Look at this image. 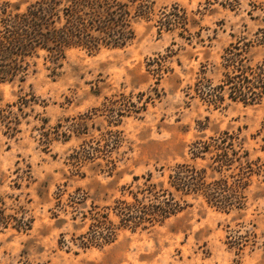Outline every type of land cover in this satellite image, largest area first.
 <instances>
[{
    "label": "rangeland",
    "instance_id": "374dc122",
    "mask_svg": "<svg viewBox=\"0 0 264 264\" xmlns=\"http://www.w3.org/2000/svg\"><path fill=\"white\" fill-rule=\"evenodd\" d=\"M146 2L149 17L131 22L124 47L71 48L58 60L41 51L23 81L0 83V264H264L261 175L242 208L188 198L162 224L120 228L107 245L72 240L93 205L117 223L114 201H131L148 172L161 180L175 163L203 166L189 152L195 140L238 133L264 167L251 136L264 95L248 104L222 92L215 104L201 94L222 83L228 51L264 58V0Z\"/></svg>",
    "mask_w": 264,
    "mask_h": 264
},
{
    "label": "trees",
    "instance_id": "16d2710c",
    "mask_svg": "<svg viewBox=\"0 0 264 264\" xmlns=\"http://www.w3.org/2000/svg\"><path fill=\"white\" fill-rule=\"evenodd\" d=\"M146 1H0V83L23 81L31 59L41 51L51 60H58L71 48L95 53L103 48L124 47L134 36L131 22L149 17L151 8ZM223 60L224 79L201 91L206 100L221 102L223 92L231 100L248 104L259 101L264 95V58L252 63L251 59L228 51ZM251 136L258 138V149L264 153V118ZM189 152L193 160L199 158L206 163H175L161 180H152V173L148 172L142 176L141 185L131 191V201H114L111 210L117 223L108 217V207L93 205L81 216V220L88 221L86 229L72 240L82 248L107 245L114 241L120 228L144 230L162 224L189 206L188 198H200L224 212L239 209L245 205V190L251 177L261 175L264 180L263 163L259 157L249 158L238 133L224 130L195 140Z\"/></svg>",
    "mask_w": 264,
    "mask_h": 264
}]
</instances>
